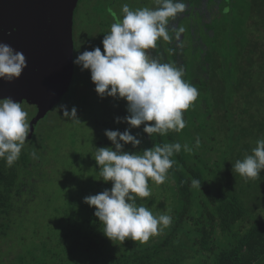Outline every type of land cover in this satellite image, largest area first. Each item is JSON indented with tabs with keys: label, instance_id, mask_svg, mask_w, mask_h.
I'll return each mask as SVG.
<instances>
[{
	"label": "trees",
	"instance_id": "1",
	"mask_svg": "<svg viewBox=\"0 0 264 264\" xmlns=\"http://www.w3.org/2000/svg\"><path fill=\"white\" fill-rule=\"evenodd\" d=\"M220 11L222 46L218 48V36L207 53L205 82L212 94H208L210 98H206L203 108L210 120L219 122L213 135H222L220 149L216 150L220 152L210 155V164L200 153V149L213 151L205 144L207 138L200 141L197 149L193 145L196 139L188 140V133L169 131L164 136H148L154 145H182L168 170L177 187L173 196L178 200L176 213L166 234L158 240L128 249L125 255L113 254L106 264H184L188 257L196 264H264V170L258 178L247 181L232 171V163L250 154L257 139L264 138V0H224ZM174 60L178 62L177 55ZM168 62L171 63L170 58ZM74 83L75 74L71 86ZM36 125L29 131L30 142L34 140ZM185 143L193 146V152L183 150ZM35 150L39 153L25 143L11 167L0 159V264H70L80 256L78 250H89L88 239L105 237L102 223L93 215L87 216L86 226L83 224V229L73 234V241L78 239L74 245L67 242V225L59 221L63 229L60 243H52L51 238L41 242L38 238L29 251L22 247L10 250L9 232L16 224L17 211L27 192L22 191L21 174L28 170L29 155ZM31 178L28 192L34 190ZM193 178L201 181V189L191 186ZM151 184L149 178V188ZM161 194L163 200L171 197L163 190ZM147 200L152 206L162 202L153 193L151 197H137V204L143 205ZM64 216L73 223L69 211ZM79 231H84L85 238L79 237ZM24 237L27 243L28 238ZM102 242L108 253L115 241L107 238Z\"/></svg>",
	"mask_w": 264,
	"mask_h": 264
},
{
	"label": "rangeland",
	"instance_id": "2",
	"mask_svg": "<svg viewBox=\"0 0 264 264\" xmlns=\"http://www.w3.org/2000/svg\"><path fill=\"white\" fill-rule=\"evenodd\" d=\"M186 2V11L170 20L171 41H164L160 38L157 40V47L147 49L146 52L150 58H157L161 62L164 60L166 63L170 58L171 64L183 68L185 81L198 89L199 95L196 101L183 113L186 127L180 132H174L180 135L188 133L187 139L191 141L197 137L200 141H204L205 138L209 139L205 141V144L208 147L211 146L210 149L213 151L210 153L200 149L201 157L206 161L211 154L216 155L220 152L216 150L221 146L222 135L218 132L213 135V129L218 127L216 125L219 122L210 120V115L203 108L206 106L208 94H212L205 82V61L207 53L212 48L213 40L218 36L216 40L218 48L222 46L220 26L223 15L220 10L223 8L224 0H205L203 2L205 8L202 10L189 8V0ZM125 3L132 9L156 6L155 0L79 1L74 16L75 57L78 52L93 50L95 47H100L103 52V37L113 23L112 17L107 13V8L112 7L120 15L121 6ZM181 28L182 32L179 31ZM175 55H177L178 62L174 60ZM20 103L28 114L27 121L30 130L34 123L37 124L34 140L30 142L27 136L25 143L30 148H37L39 153L36 150L30 153L29 168L21 174L22 191L27 192L23 195L22 205L17 211L16 224L9 232V238L12 241L9 248L11 250L22 247L29 251L30 247L38 243V238L41 242H45L46 238H51L52 243L55 241L54 244L60 243L61 235H63V229L59 227L60 222L67 225L66 233L70 232L68 244L74 245L78 239L73 241V234L77 229L82 228L86 221L85 218L92 217L95 211L94 207L86 204L83 198L97 194L105 188H111V182L103 181L100 176L99 166L94 157L96 148L112 147V142L104 134L105 129L124 131L128 128L126 122L117 123L115 121V117L127 115L126 101L112 97H99L91 81L90 71H82L77 66L75 83L70 90L64 93L59 104L57 103L43 117H39L36 105L28 102ZM61 105H65L69 111L75 106L80 121L76 122L64 117ZM143 127L142 124L130 130L131 134L141 140L140 145L134 148L130 143L126 144L124 151L132 152L138 149V153H142L143 150L154 146L152 140H149V135L143 131ZM193 145L195 146V143ZM32 153L36 154L35 157ZM195 161L197 160L194 159ZM208 162L212 164L210 159ZM170 175L168 171L164 183L157 185L152 181L150 185L151 195L148 197L155 193L163 203L152 206L147 200L143 202V205L154 215L167 214L173 219L178 200L173 198L177 193V187L174 178H170ZM28 178L32 179L34 185V190L29 192ZM165 188L167 189L164 190ZM162 190L166 191V195L171 196L168 200H163L165 197L161 194ZM68 211L73 217V223L66 220L64 216ZM167 228H164L159 235L150 237L146 243L133 241L130 238L123 243L115 241L108 253L107 246L102 242V239L107 240L106 236L105 239L97 237L92 240L88 239L91 244L89 250H78L77 254L80 256L70 264H78L79 261H81L80 264H106L113 259V254L125 255L128 249L138 248L158 240L166 234ZM78 233L79 237L84 236L85 238L84 231ZM24 236L28 238L27 243L23 241ZM51 246L55 245L51 244ZM184 264L196 263L192 257H188Z\"/></svg>",
	"mask_w": 264,
	"mask_h": 264
},
{
	"label": "clouds",
	"instance_id": "3",
	"mask_svg": "<svg viewBox=\"0 0 264 264\" xmlns=\"http://www.w3.org/2000/svg\"><path fill=\"white\" fill-rule=\"evenodd\" d=\"M155 5L132 9L125 3L120 15L108 7L113 23L103 37V52L95 47L78 52L73 60L82 71H90L99 97L126 101L127 115L117 116L115 121L126 122L128 128L124 131L105 129L112 147L96 148L94 157L103 181H110L112 186L83 198L94 207V215L103 225V234L113 242L123 243L130 238L146 243L172 223L170 215H154L144 205H138L137 197L151 195L149 178L157 185L165 182L168 170L175 163L172 157L181 151L182 145L173 142L154 145L142 153L124 151L126 144L135 148L141 143L131 134V128L143 124V131L150 137L153 133L164 136L169 131L180 132L186 127L184 111L199 95L198 89L183 79V68L150 58L146 52L156 48L160 38L171 41L170 20L184 13L187 4L185 0H155ZM26 66L22 52L0 42V78L11 82L21 76ZM60 108L64 117L80 121L75 106L70 111L65 105ZM27 115L20 102L10 97L0 98V159L9 167L19 159L29 134ZM199 145L197 137L194 147ZM183 150L191 153L194 148L185 143ZM261 170H264V138L257 139L250 154L232 163L233 173L246 181L258 178ZM191 186L201 189V181L193 178Z\"/></svg>",
	"mask_w": 264,
	"mask_h": 264
},
{
	"label": "water",
	"instance_id": "4",
	"mask_svg": "<svg viewBox=\"0 0 264 264\" xmlns=\"http://www.w3.org/2000/svg\"><path fill=\"white\" fill-rule=\"evenodd\" d=\"M79 1L0 0V42L22 52L27 61L19 78H0V98L28 101L41 117L70 90Z\"/></svg>",
	"mask_w": 264,
	"mask_h": 264
},
{
	"label": "flooded vegetation",
	"instance_id": "5",
	"mask_svg": "<svg viewBox=\"0 0 264 264\" xmlns=\"http://www.w3.org/2000/svg\"><path fill=\"white\" fill-rule=\"evenodd\" d=\"M187 0H185V3L187 4V2H186ZM193 4H192V3ZM203 2H205V0H189V8H194V10H196V9H200V10H202V9H204L205 7V4L203 3ZM197 5V6H196ZM74 58H75V52H74ZM76 67H77V65H75L74 66V74H75V71H76ZM71 88V87H70ZM26 102H28V101H26ZM29 103V102H28Z\"/></svg>",
	"mask_w": 264,
	"mask_h": 264
}]
</instances>
